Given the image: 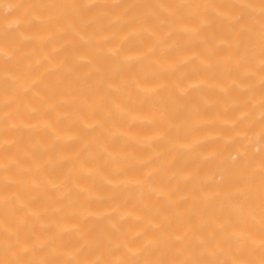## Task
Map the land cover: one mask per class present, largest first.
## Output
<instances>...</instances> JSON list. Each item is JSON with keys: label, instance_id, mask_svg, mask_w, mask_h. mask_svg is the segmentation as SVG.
Masks as SVG:
<instances>
[{"label": "bare ground", "instance_id": "obj_1", "mask_svg": "<svg viewBox=\"0 0 264 264\" xmlns=\"http://www.w3.org/2000/svg\"><path fill=\"white\" fill-rule=\"evenodd\" d=\"M0 264H264V0H0Z\"/></svg>", "mask_w": 264, "mask_h": 264}]
</instances>
